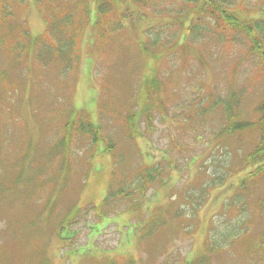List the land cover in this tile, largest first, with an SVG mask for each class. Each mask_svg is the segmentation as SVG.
Listing matches in <instances>:
<instances>
[{"label":"rangeland","instance_id":"obj_1","mask_svg":"<svg viewBox=\"0 0 264 264\" xmlns=\"http://www.w3.org/2000/svg\"><path fill=\"white\" fill-rule=\"evenodd\" d=\"M83 1L67 0L68 8H77L76 14L73 9H69L74 15L73 27L81 21ZM169 1L152 0L147 6H142L127 0L117 13L109 14L112 21L120 22L122 17L121 26L125 31L111 34L108 41L105 37L95 36V31L84 26L76 40L78 72L76 75L68 73L66 77L75 79L74 87L65 89L68 95H47L51 101L67 103L68 100L69 109L80 113L77 116H90L93 124L102 126L107 143L115 147L116 165L121 168L125 160L127 162L125 176L130 178L127 186L131 190H122L124 192L120 197L111 198L116 188L115 182H111L112 192L108 195L109 179L114 176L117 181H121L123 177L119 171L111 174L113 161L104 157L108 154L100 150L102 145L95 144L88 150L89 165L87 157L81 159L85 163L76 175H80L81 181L86 184L80 201L75 195L81 194L82 185L75 181L68 187L60 184L61 180H68L64 176L66 172H74L72 166L68 171L52 174L48 183L53 186L56 197L57 217H62L65 210L72 208L74 199V209L83 212H80L82 215L72 227L77 235L67 238L68 242L64 238L65 246L56 241L48 249L44 248L46 264H189L188 260L192 256L205 260L198 264H263L260 261L264 260V246L259 247V240L264 233V213L261 209L264 201V172L257 176L258 182L254 183L253 179L247 178L253 166L244 168L242 163L243 157L251 151V143L257 133L254 127H249L225 135V129L222 128L227 124L232 126L240 122H256L255 111L259 101L254 92L263 76L257 66L250 62L242 46L245 42L239 35L233 32L224 34L218 29L217 32L209 33L207 25L200 21L191 22L192 16L185 17L193 9L187 0ZM230 1L233 11H238L244 17H253L259 23L264 22V0ZM16 2L21 3L20 0H11V5L17 9L4 28L10 23L26 22V34L30 32L32 36H39L45 28L42 8L34 3L22 6ZM163 6L166 7L164 10L161 9ZM178 21H184L186 25H175L174 22ZM192 25L195 30L193 36L183 34L184 27L186 32L187 26ZM69 31L67 29L65 34L72 37L73 31ZM16 35L17 31L12 29L8 38ZM262 37L264 39V35ZM36 38L24 40L27 48H33ZM138 40H148L146 48L150 52L155 45L154 51L162 53L157 66H153L155 69L152 74L156 72L161 79V94L168 103V113L164 120L155 114L151 123L141 116V134L129 141L122 130H114L111 119L100 116L97 103L108 106V116L118 119L116 124L121 125L127 115L124 105L129 98L127 85L133 84L135 88L136 79H146L137 70L143 64L148 66L145 73L151 77L152 66L140 61L138 55L132 60L131 66V52L122 51V46L134 48ZM181 47L187 50L182 51ZM170 48L175 49L169 52ZM119 51L122 53L117 57ZM113 52L116 55L113 56ZM200 60L206 64L201 65ZM124 66L127 67L126 71L122 70ZM28 69L33 74L29 75L34 81H30L29 98L35 100L34 104L40 101L44 93L51 92L40 90L39 95L38 76L41 78V88L52 86L53 89H61L65 86L57 79L60 72L58 66L54 67L53 72L40 71V66H28ZM38 72L42 75H38ZM20 75L19 70L14 72L12 77L15 79L10 78L8 86H12L14 81L20 85ZM231 76L236 77L231 88L243 89L245 97L237 103L235 115L232 116L234 119L229 118L226 123L221 110L210 111V97L222 96L229 87ZM98 81L102 83L95 91L94 86ZM4 84L5 80L0 79V87ZM5 88L4 91L0 89V93L5 92L12 97L10 100L16 101L17 91H11L7 86ZM136 99L139 102L141 97ZM201 113L205 116H201ZM3 116L0 114V117ZM8 121L16 130L21 131L25 126L24 122L20 124L15 118ZM45 139L36 130L29 131L24 145L29 154L38 159L39 167L47 166L52 155L60 153V149L48 150L46 154L38 150L40 145H46ZM89 145L87 141L86 147ZM59 162L67 164L68 161ZM140 162L144 165L137 168L136 164ZM68 167L69 164L63 168ZM140 171L153 172L154 182L143 185L137 183L140 187H136L134 176ZM121 183L126 185L124 181ZM59 192H63L61 197L64 201ZM103 198L107 203L103 207L113 209V217L107 216L101 222L96 215L103 210L100 207ZM89 203L92 205L88 206ZM52 206L53 203H48L43 209L51 210ZM75 210L72 214L67 212L64 222L54 227L56 235L67 231V236H70L69 223ZM89 224L91 226L87 228ZM36 228L38 234L32 233L31 237L25 231L9 234L1 251L2 264H31L28 260L31 256L38 260L37 251L44 243L39 226ZM256 247L254 259H249ZM245 251L248 258L245 257ZM197 257H192V261Z\"/></svg>","mask_w":264,"mask_h":264},{"label":"trees","instance_id":"obj_2","mask_svg":"<svg viewBox=\"0 0 264 264\" xmlns=\"http://www.w3.org/2000/svg\"><path fill=\"white\" fill-rule=\"evenodd\" d=\"M20 1L21 3L16 2V4L24 6L28 1L42 8L45 29L43 34L36 38L37 42L33 48H27L25 42L21 45H15L17 41L24 39L22 31H25V28L14 23H10L4 28L11 20L13 11L17 8H13L14 6L11 5V0H0V66L2 67L0 68V79L5 80V84L0 89L4 91L7 86V89H12L11 91L16 90L18 93L15 96L16 101L10 100L12 97L5 92L0 93V114L4 115L0 117V264H2L1 251L7 243V238L10 233L14 234L19 229L24 228L26 224H32L39 227H48L52 230L53 236L59 237L60 233L56 235L54 227L63 223L65 215H68V213L72 214L75 210L76 200L74 199L71 205L72 208H69L67 211L65 210L62 213V217H57L56 197L53 193V186L48 183V178L52 174L68 171L70 170V166H72L74 172H66L64 176L68 177V180H61L60 184L68 187L73 181L78 182L82 185L80 189V193H82L85 183L81 181V176L76 174L80 169L82 170V166L85 163L81 159L87 157V164H90V157L88 158L90 146L95 144L102 145L103 147H100V150L104 154L114 156L115 147L112 143H107L108 141L103 136L104 133H102V126L100 124L93 125L89 120V116H77L80 113L69 109L70 102L68 100L67 103L51 101L47 99V95L51 93L68 95L65 89L74 87L76 83L75 79L66 77L68 73H74L76 75L78 72L77 65L79 63V57L76 52V40L79 38L82 28L86 26L85 24H89L91 21L90 16L94 15L91 23L92 30L97 32V36L105 37L106 41L109 40L111 34L123 33L125 31L122 27L123 25L121 26L122 17L120 18V22L112 21L109 18V14L117 13L119 11L118 8L127 0H84L81 21L75 27L72 24L74 15L72 16L71 12L73 11L69 9H73L76 14L77 8L75 6L68 8L66 5L67 0ZM62 1L64 2L62 3ZM132 1L142 6H147L152 2V0ZM168 2L170 3L169 0ZM187 2L193 7L192 10L188 11L189 14L185 15V17H193L191 22L195 23L196 21H200L205 26L207 25L209 33L211 31L217 32L218 29L224 34L233 32V34L239 35L241 40L245 42L242 46L244 47L246 55L250 57V62L254 66H257V70L263 76V78L261 77V83L257 85L254 92L259 101V105H257L255 111V115L257 116L256 122H240L239 125L233 124L230 126L227 124V126H222L225 129V135H229L232 131L236 132L249 127L255 128L257 133L256 139L251 143V151L243 157L244 162L242 163L244 168L245 166H253V169L249 170L247 178L253 179L255 181L254 183H257V176L264 172V44L262 42L264 26L255 22L251 17H243L240 13H237L238 11L230 10L229 6L232 4L230 0H187ZM165 8L164 6L161 7L163 10ZM67 11L68 14H66ZM129 18H132V16ZM139 20L143 19L139 18ZM183 22H179L181 27L184 24ZM192 27L193 25L187 26V33L189 35H192L195 31ZM12 29L17 31V35L14 38H8ZM67 29H70L69 33L73 31L72 37L65 34ZM47 35L49 38H47ZM27 38H30L29 35L26 36V40H29ZM147 42L138 40V42L134 43V48L132 46L121 47L122 51L129 50L131 52V66H133L132 60L136 58V55H138L140 61L147 62L149 66H152L150 69L151 77L146 75L145 70L148 66L143 64L145 67L143 68L142 66L141 69L138 68L137 70L146 79H136L137 85L135 88H133V84L127 85L126 90L129 92V98H127L124 104L127 109V115L122 120L121 125L116 124V122L118 123V119L113 118L112 115L110 117L108 116V106L105 104L100 105V100L97 103V108H100V116L104 119H111L110 122H114L115 125L113 127L114 130L119 132L122 130L129 141L137 135L139 137L141 134L139 128L141 116H144L147 122L151 123L153 120L152 117L155 114H158L164 120L168 113V110H166L168 103L163 100V95L161 94V79L156 72L152 74V71L154 72L155 69L153 66H157L159 59L162 57V53L154 51L155 45L152 46V52H150L146 48L149 45ZM174 49L170 48L168 51L171 52ZM180 50L186 51L187 49L181 47ZM122 51H119L117 57H119ZM114 54L116 55V52L112 53L113 56ZM202 59L203 57H201ZM201 60V65H205L206 63ZM28 66H40V71H52L54 67H60L57 79L60 84L63 83L65 86H62L61 89L59 87H57L58 89H53L52 86L41 88V78L38 76L37 84L39 95L40 90H50L51 92L44 93L42 98L40 96V101L34 104L35 100L29 98L31 89L30 81H34L29 77V75L33 74H31ZM126 68L124 66L122 70L124 69L126 71ZM18 70L21 73V84L19 85V82L15 83L14 81L13 85L9 87L7 82L10 78H14L12 75ZM232 73H234V70H232ZM38 75H42L41 72H38ZM8 76L9 78L7 80ZM235 80V76L230 77L229 87L222 96L210 97L212 105L210 111L212 109L221 110L223 121L226 123L229 118L235 115L237 103L245 97V91L243 89L235 90L231 88V83H234ZM101 83L98 81L95 84V91ZM137 97H141L139 102L136 101ZM106 101L107 99H105V103ZM133 107L136 109L133 110ZM13 110H16L15 113L18 114L17 116L15 113H12ZM201 116L204 117L205 114L201 113ZM11 118H15L20 124L24 122V128L21 131L13 128L8 121ZM80 123L84 125L82 126ZM34 130L42 138H47V141L45 139L46 145H40L38 149L43 154H46L51 149H60V153H54L49 164L44 167H39L38 159L33 155L31 156L24 146L28 132ZM86 140L90 143L88 148L86 147ZM64 159L69 164V167L65 169L63 167L67 164L59 162L60 160L65 161ZM116 171L118 169L114 170L112 174H115ZM140 173L144 175L138 179L139 184H149L150 179L153 180L154 175L150 172L140 171ZM73 177H76V179L73 180ZM112 177L115 178L114 176ZM62 193L59 192L60 197L63 195ZM79 196L80 194L75 195V198L79 200ZM61 198L63 201L65 200L63 197ZM48 203H53L54 206H52L51 210L44 211L43 208ZM261 209L264 213V201ZM77 216L78 211H76L73 219L70 221V227ZM261 242L263 245L264 233L263 237H261ZM200 261L203 260L189 261V264H198ZM31 264H34V262H31ZM40 264H46L44 257L41 258Z\"/></svg>","mask_w":264,"mask_h":264}]
</instances>
